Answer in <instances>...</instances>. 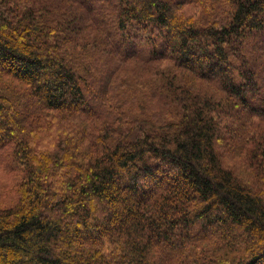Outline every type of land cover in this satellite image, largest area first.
<instances>
[{
    "label": "trees",
    "instance_id": "1",
    "mask_svg": "<svg viewBox=\"0 0 264 264\" xmlns=\"http://www.w3.org/2000/svg\"><path fill=\"white\" fill-rule=\"evenodd\" d=\"M221 1L0 0V264H264V0Z\"/></svg>",
    "mask_w": 264,
    "mask_h": 264
},
{
    "label": "rangeland",
    "instance_id": "2",
    "mask_svg": "<svg viewBox=\"0 0 264 264\" xmlns=\"http://www.w3.org/2000/svg\"><path fill=\"white\" fill-rule=\"evenodd\" d=\"M194 3H200L206 5L207 14L205 18H211L214 12L210 10L211 5L215 6V11L222 10L221 0H192ZM221 1V2H220ZM220 2L219 5L217 3ZM215 13V14H220ZM201 21V20H200ZM199 21V22H200ZM239 158H234L233 156L228 157L226 160V165L238 164ZM17 166L13 163L9 156V150L0 151V206L13 205V201L16 199V193L12 191V186L14 180L20 175V171H17Z\"/></svg>",
    "mask_w": 264,
    "mask_h": 264
}]
</instances>
